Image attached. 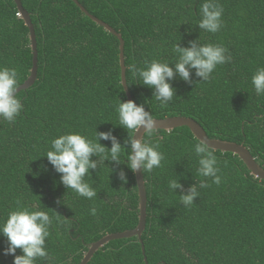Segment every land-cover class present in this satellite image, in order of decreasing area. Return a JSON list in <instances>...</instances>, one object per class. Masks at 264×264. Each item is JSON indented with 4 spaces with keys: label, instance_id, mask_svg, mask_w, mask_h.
Listing matches in <instances>:
<instances>
[{
    "label": "trees",
    "instance_id": "obj_1",
    "mask_svg": "<svg viewBox=\"0 0 264 264\" xmlns=\"http://www.w3.org/2000/svg\"><path fill=\"white\" fill-rule=\"evenodd\" d=\"M21 1L36 30L38 77L17 94L23 111L15 122L0 121V221L19 205L46 211L52 219L46 239L51 260L37 259L36 264H79L91 243L138 225L136 175L126 164L105 161L90 170L91 178L85 177L97 191L89 200L67 190L42 156L53 138L68 132L93 138L95 128L112 129L124 145L128 134L118 126L115 111L118 99L128 100L120 40L74 0ZM78 1L122 34L127 84L138 105L143 103L153 118L192 117L211 138L244 143L264 166V95H257L251 82L264 67V0H219L223 27L215 34L196 27L204 0ZM197 39L226 47L231 61L218 65L207 82H200L195 70L193 83L173 80L176 97L161 108L130 66L142 67L152 59L173 62L175 44L187 47ZM32 66L29 28L14 0H0V67L15 68L19 86ZM154 140L165 159L144 173L148 209L143 243L138 236L112 240L88 264H146L145 256L148 264H264V180L252 175L238 155L211 148L221 183L200 177L193 148L200 140L187 126L157 130ZM100 143L111 147L109 141ZM121 170L127 183L119 178ZM173 179L185 190L201 179L210 187L198 188L199 197L185 207L180 190L169 191ZM6 246L0 235V264H13V256L3 254Z\"/></svg>",
    "mask_w": 264,
    "mask_h": 264
},
{
    "label": "clouds",
    "instance_id": "obj_2",
    "mask_svg": "<svg viewBox=\"0 0 264 264\" xmlns=\"http://www.w3.org/2000/svg\"><path fill=\"white\" fill-rule=\"evenodd\" d=\"M200 19L196 24L198 29L215 34L223 27V6L219 0H204L198 6ZM176 59L173 62L152 59L145 60L142 67L133 64L129 70L132 75L142 81L144 86L153 90V97L161 108L167 107L176 97V89L172 81L180 80L193 83L192 72L200 82L209 81L211 74L218 65L230 62L232 57L226 47L219 44H201L199 39L188 42L187 47L179 43L173 46ZM18 73L15 68L0 67V121L15 122L23 111V104L17 96ZM198 82V83H200ZM257 95H264V67L256 70L251 78ZM197 84V83H196ZM146 102V101H145ZM118 126L127 131V138L122 145L113 130L97 131L93 138L77 132H68L53 138L50 149L42 157H46L56 173L60 174V182L68 190L71 189L79 197L92 200L97 196L96 189L85 177L91 178L90 170L105 165V161L115 162L117 165L126 164L133 173L141 170L151 173L155 168L162 166L165 159L160 152L157 136V120L150 111H146L144 104H137L133 100L121 101L118 99L115 107ZM114 126V125H113ZM115 127V126H114ZM143 128L142 136L137 139L135 134ZM109 141L111 147H106L100 141ZM194 153L198 159L197 172L200 177L210 178L211 184L219 185L221 176L218 175L217 157L208 144L201 140L194 144ZM122 156H126L122 159ZM96 157V159H93ZM114 171L111 169V172ZM119 178L127 183L126 173L121 170ZM169 191L177 194L180 190L179 201L189 207L199 197L198 188H208L207 179H201L199 184L194 183L187 190L179 180L169 181ZM19 205V202H18ZM92 215L96 209H90ZM52 219L46 211L32 210L27 206L19 205L8 213L6 219L0 221V235L6 238L7 246L3 249L5 256H13V264H36L37 259L51 260L46 249V239L50 236ZM17 249L22 254L17 255Z\"/></svg>",
    "mask_w": 264,
    "mask_h": 264
},
{
    "label": "water",
    "instance_id": "obj_3",
    "mask_svg": "<svg viewBox=\"0 0 264 264\" xmlns=\"http://www.w3.org/2000/svg\"><path fill=\"white\" fill-rule=\"evenodd\" d=\"M14 1L18 6L20 16L22 17V19L25 21V24L29 28L31 47L33 50V66L31 68V74L24 83H22L17 87V94H18L22 90H27L35 84L38 77L39 52H38L36 30L31 18V14L29 13L28 10L24 8L21 0H14ZM74 1L81 8V10L86 15H88L92 20H94L99 25L105 27L106 30H108L109 32H111L112 34L116 35L119 38L122 84L126 91L128 100L134 101L133 96L127 84V76H126L127 66L125 63V40L122 34L119 33L109 23L91 14L78 0H74ZM154 119L157 120V126H158L157 130H165L170 132L179 127H183V126L189 127L192 133L195 135V137L200 141L204 140L208 144L209 148L214 150H220L223 152H231L234 153L235 155H238L247 165L252 175H254L256 178H260L264 180V166H262L259 162H257L256 158L251 153L250 149L244 143L222 140L219 138H211L207 134V131L204 129V127L196 119L192 117L177 115V116H169L165 118H154ZM142 134H143V128H141V130L135 134V138L139 139L142 136ZM135 175H136V181L138 185V192L140 199V203H139L140 213H139L138 225L133 229L107 234L98 241L91 243L89 250L84 255L82 261L79 264H88V262L92 259L95 253L112 240L138 236L140 241L143 243L142 236L147 225L148 196L146 189V181L143 172L141 170H138L135 172ZM143 253L144 255L146 253L144 245H143ZM145 262L146 264H148V260L146 256H145Z\"/></svg>",
    "mask_w": 264,
    "mask_h": 264
}]
</instances>
